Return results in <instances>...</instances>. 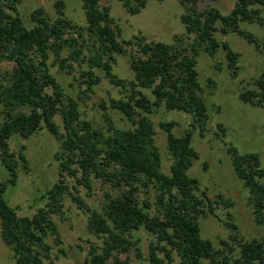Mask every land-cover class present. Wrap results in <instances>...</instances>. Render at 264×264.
Returning <instances> with one entry per match:
<instances>
[{"label": "trees", "instance_id": "trees-1", "mask_svg": "<svg viewBox=\"0 0 264 264\" xmlns=\"http://www.w3.org/2000/svg\"><path fill=\"white\" fill-rule=\"evenodd\" d=\"M80 1L85 25L69 18L63 0H57L53 19L38 7L30 13L32 24L27 26L17 8L19 0H0V62L11 63L10 69L0 73V161L7 173L0 181L1 241L11 251L14 264H53L47 238L53 236L55 245L61 244V238L52 214L61 212L68 194L87 213L88 231L102 238L101 245L91 244L86 264H132L119 255L134 249L141 256L138 240L132 238V232L141 228L155 236L149 244L148 264H170L173 252L179 257L178 264H228L225 248L232 251L233 247L221 241L225 248L216 249L210 240L202 238L198 219L213 213L214 204L231 206L232 201L221 194L210 199L200 191L199 180L188 175L198 157L191 145L192 130L174 134L173 120L158 123L166 133L172 157L169 173L161 170L149 114L160 107L190 114L192 128L197 127L202 135L210 116L197 78L196 56L203 51L213 57L222 48L226 67L236 77L239 53L227 41L218 40L215 33H236L257 50H264V39L240 26L241 22L264 25V0H235L227 14L213 6L200 10L199 0H178L184 8L181 23L186 35L192 36L187 46L178 35L173 44L148 41L141 33L123 39L109 6H101L99 0ZM119 1L130 14L146 6V0ZM51 55L54 59L49 62ZM118 55L127 57L133 78H120L113 72ZM55 64L65 73L78 74L76 78L84 88L77 99L67 95L51 73L50 66ZM94 69H100L109 83L125 91L123 98L109 100V108L121 112L130 127L116 126L107 112L103 114L105 130L82 118L78 101L94 93L102 78ZM254 85V89L241 91L239 98L264 107V74L254 80ZM143 89L150 91L152 99ZM100 106L107 109L103 103ZM57 114L61 115L64 133L54 121ZM43 127L59 143L54 155L59 178L45 191L43 207L31 216L19 215L5 193L17 182L19 163L26 167L27 160L25 146L12 151L10 139L14 135L27 139ZM217 127L224 135L223 125L218 123ZM227 152L235 174L248 190L254 221L264 226V167L260 156L240 153L232 145ZM65 174L76 177L87 188H91L93 175L118 193H106L100 210L90 208L69 191ZM151 189L154 201L140 198ZM226 225L237 231L230 235L238 247L234 264H264V237L244 240L236 224Z\"/></svg>", "mask_w": 264, "mask_h": 264}, {"label": "rangeland", "instance_id": "rangeland-1", "mask_svg": "<svg viewBox=\"0 0 264 264\" xmlns=\"http://www.w3.org/2000/svg\"><path fill=\"white\" fill-rule=\"evenodd\" d=\"M57 0H19L18 11L22 20L30 26V13L42 7L44 11L54 18L55 2ZM65 14L78 25H85V16L80 0H63ZM235 0H199L200 10L213 6L223 14H227L234 6ZM101 6L110 7V15L118 24L121 38L130 39L134 34L141 33L148 41H161L167 44L175 42V36L181 38L182 45L187 46L191 41L186 35L180 16L184 8L178 0H146V6L137 14H130L122 6L119 0H99ZM241 28L252 32L257 38L264 39V25L241 22ZM220 41H227L230 47L239 53L238 75L232 77L226 67L225 52L222 48L211 57L203 51L196 56V69L198 81L202 88V94L210 116L205 131L201 135L198 128H192L193 119L190 114L167 110L164 107L156 109L149 117L154 124V144L158 148L161 158V170L168 174L172 157L166 146V133L158 123L161 120H173L176 125L172 131L174 134H182L185 130H192L191 145L198 154L188 169V175L199 180L200 191H205L210 199H216L221 194L225 199L232 201L231 206L214 204L213 213L207 212L204 217L198 219L200 235L212 242L216 249L225 248L221 241H225L232 251L225 248L228 254V264H234L233 259L238 256V247L230 239L233 231L226 222H233L238 227L239 236L244 240L260 239L264 237V226L254 221L252 207L248 202V190L243 186L241 179L235 174L230 155L227 149L234 146L240 153H258L261 166L264 167V107L252 106L240 100L239 94L246 89H254V80L264 74V50H257L253 44L236 33L223 35L220 31L215 33ZM51 55L49 62L53 61ZM73 65L77 68L76 63ZM11 63L0 62V73L10 69ZM101 76V81L94 88V93H89L84 100H79V110L82 118L89 120L95 127L105 130L104 112H107L115 125L121 128L131 126V123L118 110L109 108L111 98H123L126 94L120 87L108 82L100 69H94ZM51 73L61 84L65 93L75 99L81 80L74 73H65L57 64L50 66ZM113 72L120 78L131 79L133 72L129 67L126 56H116L113 64ZM1 79V75H0ZM143 92L152 99L149 90ZM80 95V94H79ZM106 105L104 110L100 104ZM54 121L59 127V132L64 133L60 114L54 116ZM1 122V119H0ZM221 123L225 129L222 135L217 124ZM24 145L23 152L27 160L24 167L20 162L17 168L18 179L14 186H9L5 198L9 205L14 207L19 215L31 216L39 207H43L46 201L45 191L59 178L58 160L55 153L59 149L58 141L43 127L29 138L24 139L14 135L10 139V148L17 152ZM77 177L80 176L78 172ZM7 177V173L0 161V181ZM64 180L68 184L69 191L74 196L81 198L90 208L100 210L106 193L117 194L118 190L99 178L90 176L91 188H87L76 177L65 174ZM264 183V177L261 179ZM154 201V189L148 194L141 193L140 198ZM52 218L58 227L61 244L55 245L53 236L47 241L52 245L50 252L53 264H86L85 260L91 244L101 245L102 238L90 233L86 227L87 213L78 208L71 196L66 194L63 199V207L60 213L52 214ZM132 238L138 240L141 256L138 257L134 249L124 252L119 256L130 259L132 264H148V252L150 242L155 236L141 228L132 232ZM163 257V253L159 254ZM179 257L172 253L170 264H178ZM45 262L48 261L45 259ZM0 264H14L11 251L0 238ZM223 264V263H220Z\"/></svg>", "mask_w": 264, "mask_h": 264}]
</instances>
